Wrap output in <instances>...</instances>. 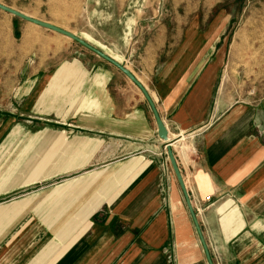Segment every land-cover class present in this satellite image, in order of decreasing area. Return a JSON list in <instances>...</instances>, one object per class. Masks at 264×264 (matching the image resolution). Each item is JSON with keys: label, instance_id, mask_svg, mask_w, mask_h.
I'll list each match as a JSON object with an SVG mask.
<instances>
[{"label": "crops", "instance_id": "obj_1", "mask_svg": "<svg viewBox=\"0 0 264 264\" xmlns=\"http://www.w3.org/2000/svg\"><path fill=\"white\" fill-rule=\"evenodd\" d=\"M224 1L115 0L113 18L103 0H0L124 65L167 133L118 69L0 11V264H207L166 146L212 263L264 264V16Z\"/></svg>", "mask_w": 264, "mask_h": 264}, {"label": "water", "instance_id": "obj_2", "mask_svg": "<svg viewBox=\"0 0 264 264\" xmlns=\"http://www.w3.org/2000/svg\"><path fill=\"white\" fill-rule=\"evenodd\" d=\"M0 11L7 13L15 18H18L20 20H23L25 22H28L30 24H33L35 26H38L42 29L51 31L53 33H56L58 35H61L69 40H71L72 42L78 44L79 46L83 47L84 49L90 51L92 54L96 55L97 57H99L100 59H102L103 61L107 62L108 64L112 65L113 67H115L116 69H118L123 75H125L127 77V79L140 91V93L142 94L143 98L145 99V101L147 102L153 117L156 121V125H157V136L160 140L166 142L167 141V133L166 130L163 126V124L161 123V120L158 116V113L154 107V104L152 102V100L150 99L148 93L146 92L145 88L142 86V84L134 77V75L122 64L118 63L117 61H115L114 59H112L111 57H109L108 55H106L105 53H103L102 51L98 50L97 48L93 47L92 45H90L88 42H86L85 40L77 37L76 35L70 33L69 31L63 30L61 28H58L52 24H50L49 22H45V21H41L39 19L36 18H32L18 10H15L11 7H8L6 5H3L0 3ZM166 150V154L168 157V161L170 163L171 169L173 171V174L176 178V181L178 183V186L182 192L183 195V199H184V203L186 206V209L192 219L194 228L196 230V233L199 237V241L200 244L202 246L203 252H204V256L206 259V263L207 264H213L212 260L210 258V254L209 251L206 247V244L204 242V239L201 235L199 226H198V222L197 219L195 217V213L193 211L192 205L190 203V199L189 196L186 192L185 186H184V182L182 180L181 174L178 170V167L176 165V161L174 159V155L172 153V150L169 146L165 147Z\"/></svg>", "mask_w": 264, "mask_h": 264}, {"label": "rangeland", "instance_id": "obj_3", "mask_svg": "<svg viewBox=\"0 0 264 264\" xmlns=\"http://www.w3.org/2000/svg\"><path fill=\"white\" fill-rule=\"evenodd\" d=\"M103 1H104L105 5L111 9V11H108V13L112 14L113 18H114L115 15L117 14V11L115 10V0H103ZM244 1L245 0H225L223 5L227 8L228 12H230L231 15L234 17H238V16H243V17H259V16H262L263 17L264 16V14H262V12L260 13L258 10H256L257 9L256 5L252 6V4L250 2L251 0H249V2L253 8H251V9L246 8L244 10V12H242L241 8L244 5H246L245 4L246 1H245V3H244ZM75 5H76V7L78 6V8H80L81 3L76 2ZM42 18H44V17H42ZM47 18H49V17H47ZM92 20H93V18H92ZM131 27L128 30V33H127L128 36L134 34V30L136 28V25H133ZM87 29L89 30V28H87ZM109 29L113 30L114 27H110ZM92 30H93L92 31L93 33H96L94 31V29H92ZM97 33H99V32L97 31ZM87 34L89 35L90 33L88 32ZM95 37L96 36H93V38H95ZM63 41L66 42L67 40H63ZM94 44H96V46H98L100 49L107 51V52H111V53H112L113 48H114V45L111 42H104V41L102 42V41H99L98 39L95 40ZM59 45H60V47H66V45L63 44L61 40H59ZM80 49H82V48H79V46H77V45L70 44L68 46V50H67L68 53L63 54L64 55L63 58H66V60H70L72 58H77V59L84 61L87 64L93 63L95 61L92 56H89L88 52H84L83 50H80ZM95 63H97V62L95 61ZM27 128L34 130L36 128L35 123L27 124ZM0 173H2V172H0ZM2 197H4V196H0V198H2ZM0 204H3V202L0 201ZM1 207H2V205L0 206V208Z\"/></svg>", "mask_w": 264, "mask_h": 264}]
</instances>
